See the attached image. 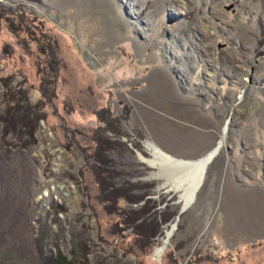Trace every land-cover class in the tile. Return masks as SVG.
Instances as JSON below:
<instances>
[{"label": "rangeland", "instance_id": "obj_1", "mask_svg": "<svg viewBox=\"0 0 264 264\" xmlns=\"http://www.w3.org/2000/svg\"><path fill=\"white\" fill-rule=\"evenodd\" d=\"M0 9V94L24 87L44 113L26 146L0 124L1 264H43L40 248L75 264H264V0ZM220 139L185 207V173L151 163L148 142L197 159Z\"/></svg>", "mask_w": 264, "mask_h": 264}, {"label": "trees", "instance_id": "obj_2", "mask_svg": "<svg viewBox=\"0 0 264 264\" xmlns=\"http://www.w3.org/2000/svg\"><path fill=\"white\" fill-rule=\"evenodd\" d=\"M5 10L0 9V18L4 16ZM9 18L8 15L5 14ZM9 24L15 26V20L13 18L9 19ZM18 25V24H17ZM9 81V79H8ZM8 81H4L5 85H8ZM48 91L45 89L43 94ZM44 96V95H43ZM0 102L3 103L0 106V124L1 125V138L3 141L10 143L11 141L7 139L8 135L14 136L20 141V144L26 146L35 140V132L38 127V120L43 117L44 113L41 110V104L43 103V98L37 101H32L29 96L27 89L24 87H14L8 86L5 91L0 94ZM12 143V142H11ZM14 143V142H13ZM122 189L111 186L109 196L113 200L120 194ZM132 201L141 199L144 194H132ZM135 214V211H134ZM138 215H132L127 219V222H134ZM141 224L137 225L135 229L140 228ZM159 224H154V229L158 228ZM138 230V229H137ZM157 229L156 231H158ZM146 239L149 238V234L142 232ZM41 259L43 264H75L74 260L67 258L66 255L62 254L60 249L57 248L55 254L44 255L42 253V248H40ZM1 264V262H0Z\"/></svg>", "mask_w": 264, "mask_h": 264}, {"label": "bare ground", "instance_id": "obj_3", "mask_svg": "<svg viewBox=\"0 0 264 264\" xmlns=\"http://www.w3.org/2000/svg\"><path fill=\"white\" fill-rule=\"evenodd\" d=\"M221 138L223 139V137ZM222 139H220L218 143L211 150H209V152L197 159H181L175 157L170 158V156L160 149L159 146L148 142V148L153 154V158L150 160L151 163L158 165H170L172 167L175 166L176 168L178 167L177 169L185 173H183L184 176L179 177L180 180L176 182L175 186V188L181 192V198L185 207L192 205L191 203L194 201L196 193L203 181L206 167L214 158L213 156L216 155L218 149L217 147L223 143ZM173 230L174 228L167 231V234L163 239V243L156 249L157 253L160 254L164 250Z\"/></svg>", "mask_w": 264, "mask_h": 264}, {"label": "water", "instance_id": "obj_4", "mask_svg": "<svg viewBox=\"0 0 264 264\" xmlns=\"http://www.w3.org/2000/svg\"><path fill=\"white\" fill-rule=\"evenodd\" d=\"M218 152V151H217ZM217 154V153H216ZM215 155V154H214ZM214 157V156H213ZM205 173V172H204ZM184 208L183 207H181L180 209H179V212H181L182 210H183Z\"/></svg>", "mask_w": 264, "mask_h": 264}]
</instances>
